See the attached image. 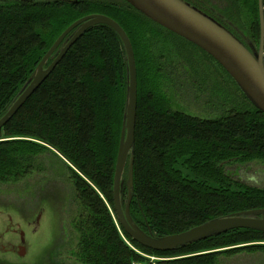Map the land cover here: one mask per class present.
Masks as SVG:
<instances>
[{
  "label": "trees",
  "instance_id": "1",
  "mask_svg": "<svg viewBox=\"0 0 264 264\" xmlns=\"http://www.w3.org/2000/svg\"><path fill=\"white\" fill-rule=\"evenodd\" d=\"M204 1L215 9L208 12L210 16H222L218 21L228 29L225 22L255 45L259 43L258 0H239L241 12L250 9L252 14L250 29L228 7ZM90 15H104L117 22L135 54L138 103L130 206L134 222L159 238L228 215L264 209V189L235 180L227 171L236 164H264V114L212 57L153 23L124 0L0 4V119L58 38ZM175 40V48L181 58L188 57L187 63L171 59L176 56L170 52L172 47L162 46ZM195 55L201 60L196 61ZM54 59L55 55L48 66ZM204 60L223 82L224 92L218 88L206 92L211 95L208 104L223 109L216 118L193 117L175 107L170 97L171 92L177 95L188 87L205 92L206 80L200 73V61ZM127 68L124 46L112 29L99 25L88 30L0 130V186L21 183L41 170L38 158L42 155L60 154L73 167H68L76 207L71 225L78 234L73 256L79 264H180L152 262L141 253L200 254L182 260L214 264L219 256L264 251V245L228 249L264 242V233L252 230H234L172 252H156L134 242L122 229L114 211L113 186ZM127 196L125 186L124 202Z\"/></svg>",
  "mask_w": 264,
  "mask_h": 264
},
{
  "label": "water",
  "instance_id": "2",
  "mask_svg": "<svg viewBox=\"0 0 264 264\" xmlns=\"http://www.w3.org/2000/svg\"><path fill=\"white\" fill-rule=\"evenodd\" d=\"M133 9L163 29L186 40L212 57L231 77L246 99L264 114V0H258L260 41L255 45L244 41L215 20L183 0H124ZM103 25L120 38L127 60V92L122 133L117 155L113 201L114 211L122 229L137 244L156 252H172L178 248L205 241L234 230L264 233V209L246 211L209 221L181 234L155 238L145 233L130 212L134 196L135 134L138 103V82L135 54L124 29L104 15H90L73 23L54 43L30 79L20 91L7 113L0 119V130L21 110L62 62L73 45L86 32ZM62 46V47H61ZM61 47V48H60ZM59 49V51H58ZM55 59L48 66L49 60ZM127 170V178L124 179ZM128 196L124 202V188Z\"/></svg>",
  "mask_w": 264,
  "mask_h": 264
},
{
  "label": "rangeland",
  "instance_id": "3",
  "mask_svg": "<svg viewBox=\"0 0 264 264\" xmlns=\"http://www.w3.org/2000/svg\"><path fill=\"white\" fill-rule=\"evenodd\" d=\"M6 3L17 2L0 0V4ZM212 3L220 8L228 7L236 17H239L241 24L248 29L254 25L251 21L250 9L246 14L242 13L239 0H212ZM175 44L178 45L176 40L165 42L162 46L172 47L170 52L175 53L176 56H172L171 59L175 58V61L181 60L182 62L185 60L187 63L188 57L184 55L187 59L181 58L182 55L175 48ZM165 56H169L168 51ZM195 59L199 61L201 56L195 55ZM200 62L203 66L200 73L206 80L205 92L198 93L188 87L189 90L186 88L177 95L171 92L170 97L175 107L193 117L216 118L223 112V109L211 107L208 104L211 95L206 92L215 88L223 91V82L216 70L212 69L211 63L205 60ZM173 91H178V88ZM222 97L219 96L220 99ZM54 153L55 156L45 154L39 157L38 162L43 168L23 182L0 186V264H79L73 256L78 234L71 225L76 207L73 203L74 190L68 167H73L60 154ZM227 171L235 180L264 189L263 163L243 166L236 164L228 166ZM252 245H264V242L228 249ZM140 255L152 262L173 261L180 264H191V261L182 259L200 254L152 256L141 253ZM214 264H264V251H244L236 252L232 256H219Z\"/></svg>",
  "mask_w": 264,
  "mask_h": 264
},
{
  "label": "flooded vegetation",
  "instance_id": "4",
  "mask_svg": "<svg viewBox=\"0 0 264 264\" xmlns=\"http://www.w3.org/2000/svg\"><path fill=\"white\" fill-rule=\"evenodd\" d=\"M12 2H17L20 4H33V3H37V2H45V1H49V0H9ZM71 1V0H70ZM185 3L191 5L192 7L198 9L199 11L203 12L204 14H206L207 16H209L210 18H212L213 20H215L217 23H219L221 26H223L226 30H228L229 32H231L235 37H237L238 39L244 41V37L243 34L240 32V30L235 27L232 23H228L225 22L228 26H230V29H228L226 26H224L222 23H220L218 20H222L223 17L218 15V16H210V14L208 12H215V9L212 7V5H208L204 0H183ZM202 4L201 6H205L206 8H203L201 6L198 5ZM208 9V10H206ZM207 12V13H205ZM218 18V19H217Z\"/></svg>",
  "mask_w": 264,
  "mask_h": 264
}]
</instances>
